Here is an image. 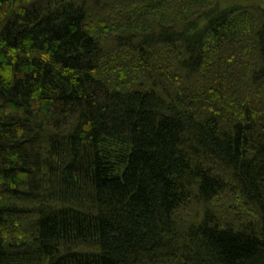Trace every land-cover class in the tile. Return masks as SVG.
Masks as SVG:
<instances>
[{"label": "trees", "instance_id": "obj_1", "mask_svg": "<svg viewBox=\"0 0 264 264\" xmlns=\"http://www.w3.org/2000/svg\"><path fill=\"white\" fill-rule=\"evenodd\" d=\"M0 264H264V0H0Z\"/></svg>", "mask_w": 264, "mask_h": 264}, {"label": "rangeland", "instance_id": "obj_2", "mask_svg": "<svg viewBox=\"0 0 264 264\" xmlns=\"http://www.w3.org/2000/svg\"><path fill=\"white\" fill-rule=\"evenodd\" d=\"M257 1H259V0H221L222 3L227 4V5L228 4L232 5L235 3H240V4H242V3H255Z\"/></svg>", "mask_w": 264, "mask_h": 264}]
</instances>
